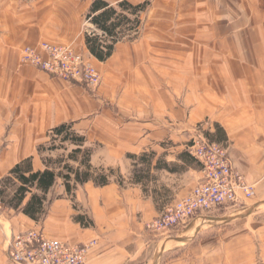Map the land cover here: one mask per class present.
<instances>
[{"label": "crops", "instance_id": "crops-1", "mask_svg": "<svg viewBox=\"0 0 264 264\" xmlns=\"http://www.w3.org/2000/svg\"><path fill=\"white\" fill-rule=\"evenodd\" d=\"M101 1L118 12L123 1L148 2L150 16L141 25L142 36L117 43L103 63L85 47L86 15L94 0H0V181L26 159L33 172L47 169L46 159H65L69 147L37 151L50 131L64 124L84 136L93 168L113 169L121 177V184L112 177L104 187L85 183L73 197L57 179L37 222L4 207L0 264H13L9 237L31 229L71 244L96 241L86 264H162L170 252L183 254L182 247L213 222L195 219L164 244L156 243L161 235L146 225L197 185L200 168L185 150V132L197 126L199 136L227 143L233 166L253 189V203L264 202V85L249 88L264 84V0H225L242 5L241 14L232 5L225 12L202 11V2L210 0H182L179 10L177 0H169L171 10H155L156 0ZM230 35H256V45L222 46ZM42 42L72 45L91 58L102 78L98 88L90 92L20 64V50ZM170 84H176V94ZM174 149L178 152L171 155ZM142 155L150 156V165H142ZM61 166L48 165L55 172ZM134 166L145 172L141 183L133 180ZM199 244L193 252L202 250Z\"/></svg>", "mask_w": 264, "mask_h": 264}, {"label": "built area", "instance_id": "built-area-1", "mask_svg": "<svg viewBox=\"0 0 264 264\" xmlns=\"http://www.w3.org/2000/svg\"><path fill=\"white\" fill-rule=\"evenodd\" d=\"M19 62L94 92L100 74L92 62L72 45L47 42L25 46ZM198 164L201 177L192 192L162 207L146 229L161 235L189 225L200 216L220 208L244 206L253 198V189L235 171L227 149L203 136L193 137L185 148ZM0 200V215L3 211ZM243 208V209H244ZM96 241L71 244L47 237L41 229L12 234L7 241V256L13 264H86Z\"/></svg>", "mask_w": 264, "mask_h": 264}, {"label": "trees", "instance_id": "trees-1", "mask_svg": "<svg viewBox=\"0 0 264 264\" xmlns=\"http://www.w3.org/2000/svg\"><path fill=\"white\" fill-rule=\"evenodd\" d=\"M148 5V2H145L134 6L123 1L117 6L118 12L101 0H94L86 15V21L95 30V33L85 34V47L90 56L103 63L112 56L117 43L127 40L126 37L129 34L134 37L138 35L141 14ZM84 143V136L75 133L70 124L52 129L48 134L47 143L39 146L37 151L41 153L44 150L55 151L64 148L67 150L69 147L67 157L54 162L46 159L44 163L47 169L44 171L33 172L30 159L14 166L8 175L0 181V200L3 206L13 210L20 209L23 215L37 222L45 215L47 194L57 179L62 180L69 197H73L78 186L88 182H92L97 187H104L109 184L112 177H115L121 184V177L115 170L96 169L90 165L91 151L84 147ZM139 160L144 166L150 165L149 155H142ZM70 162L77 166L71 165ZM53 163L62 165L61 170L55 172L50 169L48 165ZM136 170V166H134L133 180L135 183H141L145 179V172L143 169ZM9 188H13L11 196L6 194ZM76 220L83 222L81 218Z\"/></svg>", "mask_w": 264, "mask_h": 264}, {"label": "rangeland", "instance_id": "rangeland-1", "mask_svg": "<svg viewBox=\"0 0 264 264\" xmlns=\"http://www.w3.org/2000/svg\"><path fill=\"white\" fill-rule=\"evenodd\" d=\"M170 4L171 2L169 0H156L154 4L155 10H171ZM174 4L176 5L175 10L182 9V5H183L182 0H177V2ZM226 5L228 6L232 5L233 7L235 6L237 9H239V13L241 14L242 5H239V3L237 4L228 3L225 2V0H221V2L218 3L212 0H210V2H205V3L202 2L201 10L202 11L213 10L217 12L220 11L225 12ZM233 7L228 8V10L229 11L235 10ZM148 16L149 14H148V6H147L146 10L141 14V25L143 23L144 26L145 23L146 24L148 23L149 21ZM253 23H255V19H250V25H253ZM239 25H240V21L239 20L235 21V26H239ZM85 26H86L85 29L88 31L86 32L87 34L95 33L93 26L87 21H85ZM139 35L142 36L140 29L138 35L134 37V35L131 36L129 34L128 37H126V39L135 40L138 38ZM191 36L192 35L189 34V37ZM243 37H246L247 39L244 40ZM256 37H257L256 35H248V36L230 35V38L228 39L225 38L221 40V42L222 43L225 42L224 44H222V46L226 45L227 43H231L232 45L235 44L239 45L240 43H249V46L251 45L254 46L256 45ZM88 59L91 61V58ZM101 79L102 78L100 75V83H101ZM262 85L264 84L261 83L249 84L250 91H252V88L257 89ZM170 90H172L170 92L175 93V90H177L176 84H170ZM198 132L199 134L202 133V128H200L199 126H197V128H195L194 131L185 132L187 134L186 138L188 139L186 145H188V143L191 141L193 137L199 136ZM217 138L220 140L221 136L218 134ZM168 143L170 144L171 142ZM222 146H224L227 149V151L229 150L226 142H223ZM177 152L178 151L174 149L171 155ZM251 168H252L251 166H248V169L251 170ZM234 169L237 173H239L243 177L242 173H240L235 167ZM140 170L142 169H137L136 171H140ZM244 180L248 184L245 178ZM253 202H254L253 198L248 200L245 203L246 208H244L243 206L244 209L242 208V206H237L235 208H226V209L220 208L197 218L198 220L196 222H213V223H210L208 225L206 224L205 226H209L208 227L209 229L207 231H204L201 235H199L198 239H196L192 244L182 247L183 254L176 255L175 253L170 252L167 254L162 264H239V262L241 264H264V202H260L256 204H254ZM2 209L4 210V206L2 207ZM187 229L188 228L185 227L180 231L185 232L187 231ZM173 231L158 236L155 239L156 243L158 244L159 242H163L162 244H164L168 238L174 239V237H176L177 234L179 233ZM199 243H201L202 250L193 252L192 248L200 247V246H195ZM232 257H234V259Z\"/></svg>", "mask_w": 264, "mask_h": 264}, {"label": "bare ground", "instance_id": "bare-ground-1", "mask_svg": "<svg viewBox=\"0 0 264 264\" xmlns=\"http://www.w3.org/2000/svg\"><path fill=\"white\" fill-rule=\"evenodd\" d=\"M243 262V261H242ZM239 264H241L240 262H239Z\"/></svg>", "mask_w": 264, "mask_h": 264}]
</instances>
